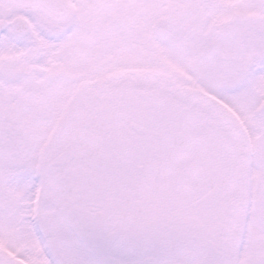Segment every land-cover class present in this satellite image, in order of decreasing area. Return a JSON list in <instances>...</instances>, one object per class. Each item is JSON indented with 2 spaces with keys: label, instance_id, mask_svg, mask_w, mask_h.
<instances>
[{
  "label": "snow or ice",
  "instance_id": "snow-or-ice-1",
  "mask_svg": "<svg viewBox=\"0 0 264 264\" xmlns=\"http://www.w3.org/2000/svg\"><path fill=\"white\" fill-rule=\"evenodd\" d=\"M0 264H264V0H0Z\"/></svg>",
  "mask_w": 264,
  "mask_h": 264
}]
</instances>
